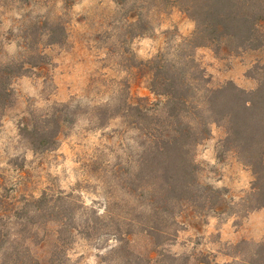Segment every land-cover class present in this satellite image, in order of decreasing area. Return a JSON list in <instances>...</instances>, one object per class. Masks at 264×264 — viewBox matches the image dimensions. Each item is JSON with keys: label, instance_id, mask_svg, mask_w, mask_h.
Returning <instances> with one entry per match:
<instances>
[{"label": "rangeland", "instance_id": "rangeland-1", "mask_svg": "<svg viewBox=\"0 0 264 264\" xmlns=\"http://www.w3.org/2000/svg\"><path fill=\"white\" fill-rule=\"evenodd\" d=\"M133 5L131 0L123 6L114 0H0V63L24 59L26 43L34 47L31 53L42 54L37 66H28L11 83L12 98L0 121V196L22 201L44 194L51 204L59 195L68 197L63 209L74 218L61 237L49 241L65 238L58 253L62 264L135 263L137 254L148 250L138 235L132 255L112 253L118 242L105 219L110 198L116 210L138 205L130 186L142 140L133 120L122 115L127 103L161 99L151 90L148 61L162 56L178 62L181 54H190L189 76L200 97L228 82L254 90L263 75L264 48L235 49L228 41L184 48L195 22L183 11L146 9L138 19ZM52 27L58 42L49 44L43 35ZM57 119L64 132L56 148L31 149L21 127L50 120L58 128ZM210 131L194 147L193 159L198 182L220 196H202L204 205H185L170 219V236L156 250L163 264H241L264 243V210H251L248 199L254 175L222 144L225 128L211 124ZM57 227L49 222L44 229ZM43 244L42 255L52 249Z\"/></svg>", "mask_w": 264, "mask_h": 264}, {"label": "trees", "instance_id": "trees-1", "mask_svg": "<svg viewBox=\"0 0 264 264\" xmlns=\"http://www.w3.org/2000/svg\"><path fill=\"white\" fill-rule=\"evenodd\" d=\"M114 1L123 6L129 0ZM131 1L136 4L132 11L138 19L143 10L161 11L166 6L178 7L190 17L195 22V30L184 39V48L222 41H228L235 49L264 48V0ZM43 36L49 44L58 42L53 27ZM25 49L29 54L24 59L0 63V121L12 98V81L26 72L28 66H37L40 62L37 58H42L40 52L31 53L34 51L31 44L26 43ZM188 57L190 54L185 53L180 55L178 62L162 56L148 61L151 90L161 98L160 101L152 104L142 98L136 104H125L122 116L133 120L142 140L137 170L130 186L138 205L126 211L116 210L110 198L105 207L106 218H103L109 221L112 235L118 242L112 253L132 255L134 238L138 235L143 238L148 250L139 252L135 263L128 260V264H163L159 259L162 253L156 250L170 236L167 228L178 210L188 204L204 205L200 203L202 196L204 199L220 196L217 189L198 182L193 159L194 147L210 135L211 124L225 128L222 144L254 175L248 197L251 210L264 208V67L254 90L247 91L228 82L222 87L204 90L200 97L199 87L190 80L192 68L187 64L191 61ZM59 120H55L58 128L48 121L53 127L51 131L47 121L44 124L27 122L20 129L22 136L34 151L53 150L64 132ZM66 199L67 196L59 195L51 204L44 194L22 201L1 195L0 264H62L58 253L66 243L65 238L59 243L49 241L53 235L61 237L60 233L68 230V221L74 218V212L63 209ZM96 219L101 218L96 216ZM49 222L58 223L55 232L44 229ZM44 241L52 244V249L42 255L39 247H44ZM241 264H264V243L257 246L250 260Z\"/></svg>", "mask_w": 264, "mask_h": 264}, {"label": "crops", "instance_id": "crops-1", "mask_svg": "<svg viewBox=\"0 0 264 264\" xmlns=\"http://www.w3.org/2000/svg\"><path fill=\"white\" fill-rule=\"evenodd\" d=\"M263 210H264V208H263Z\"/></svg>", "mask_w": 264, "mask_h": 264}]
</instances>
